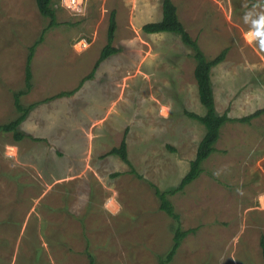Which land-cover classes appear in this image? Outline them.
Masks as SVG:
<instances>
[{
  "label": "rangeland",
  "instance_id": "1",
  "mask_svg": "<svg viewBox=\"0 0 264 264\" xmlns=\"http://www.w3.org/2000/svg\"><path fill=\"white\" fill-rule=\"evenodd\" d=\"M172 1L207 58L227 50L211 69L217 114L238 118L264 108V4H257L264 0ZM162 2L85 0L75 13L52 0L58 24L48 27L35 0H0V124L18 115L14 93L23 92V106L35 103L29 122L18 127L27 137L17 147L12 133L0 132V264H33V258L34 264H89L88 254L93 264H160L169 250L173 220L159 208L153 185L175 188L187 173L205 128L185 111L203 115L205 109L191 49L176 34L142 30L161 20ZM111 12L117 26L111 44L118 51L95 71V85L105 91L91 100L70 98L77 90L56 97L92 70L108 43ZM35 42L32 87L24 92L25 60ZM109 76L115 79L108 88L103 79ZM121 90L125 98L118 99ZM143 90L158 98H146ZM99 119L107 122L90 136L88 125ZM126 129L128 159L141 178L115 155L97 184L82 173V162L64 164L59 145L32 133L63 136L61 146L76 156L90 143L104 147L96 151L99 161L119 146ZM215 148L196 179L167 195L181 228L194 231L165 264L262 262L264 113L248 123H225ZM80 173L84 180L76 181ZM107 197L119 203L122 222L103 213Z\"/></svg>",
  "mask_w": 264,
  "mask_h": 264
},
{
  "label": "trees",
  "instance_id": "2",
  "mask_svg": "<svg viewBox=\"0 0 264 264\" xmlns=\"http://www.w3.org/2000/svg\"><path fill=\"white\" fill-rule=\"evenodd\" d=\"M37 9L39 13L49 19L48 27L56 26V12L53 8L52 0H35ZM257 4H264V1H259ZM115 12H111L108 23V31H107V39L108 43L102 49L99 58L94 63L92 70L84 77L81 78L78 85L69 91H63L56 95V97L72 95L76 90H78L84 81L89 80L93 77V74L99 64L104 61L107 57L112 54L117 53L118 49L112 46V41L116 31V19ZM142 30L147 34L154 33H173L180 36L184 45L189 47L192 51L191 57L195 61V67L193 71V75L197 84L198 98L200 103L205 109V113L203 115L196 114L194 112L185 111V115L189 118L200 122L204 128L205 133L201 140L197 145V149L194 155V158L189 163V169L187 173L180 180L178 185L175 188L160 191L158 187L153 185L155 189V195L159 199V208L164 211L172 220L173 226L172 230V243L165 254V256H159L160 264H165L170 262L175 256L178 248L181 245L182 240L189 234L192 233L193 229L183 230L180 226V217L174 211L172 203L167 198V195L174 194L176 192L183 191L184 188L189 185L194 179H196L201 173L202 168L201 164L206 161L213 152H215V144L217 143L220 137V129L227 122H239V123H248L255 117H258L262 113H264V108L254 111L251 114L246 116L231 118L227 116V113L222 115L217 114L214 100V92L212 88V80H211V69L224 61L227 50L223 49L219 54L215 57L209 59L206 57L205 53L202 51L199 46L197 39L191 38V36L186 31L183 23L179 20L177 14V7L173 3L172 0H163L162 2V18L156 22H148L142 25ZM43 33L39 39V41L43 38ZM38 45V42H35L28 49V54L25 60V90L27 92L31 89L32 83V73H31V61L34 56L35 48ZM23 92L14 93V106L18 113V115L8 123L0 124V132L3 133H12L15 141H19L27 135L18 130L19 125L22 121L27 117L28 112L34 107L35 103L28 104L27 106H23L20 103L19 95ZM54 99V98H47ZM127 129L125 130L124 136L118 147L112 148L107 154L118 156L124 163H126L130 170L131 174H134L136 177L141 178V176L136 172L132 164L130 163L127 155V143L125 140ZM34 140H40L39 138H33L28 136ZM260 247H261V256L262 262L264 264V235L260 237ZM89 255L90 263L93 264V257L91 254Z\"/></svg>",
  "mask_w": 264,
  "mask_h": 264
},
{
  "label": "crops",
  "instance_id": "3",
  "mask_svg": "<svg viewBox=\"0 0 264 264\" xmlns=\"http://www.w3.org/2000/svg\"><path fill=\"white\" fill-rule=\"evenodd\" d=\"M108 59V58H107ZM106 60V59H105ZM104 60V61H105ZM104 61H102L100 64H99V66L97 67V69H99L101 66H102V63L104 62ZM96 71V70H95ZM146 74V73H145ZM145 74H144V76H145ZM99 75V73H98V71L95 73L94 72V74H93V77L91 78V79H89V80H86V81H84V83L81 85V87L77 90V92H76V94L75 95H73L72 97H70V98H73L74 96H76L77 98H88V99H92V98H89L90 96L91 97H94V94H95V92L97 93V95L98 94H100L101 92H104L105 91V87L104 86H102V88H101V90L99 91L98 90V88H97V86L95 85V83H96V76H98ZM114 79H115V77H113V76H109L108 77V79H103L104 81H108V88L110 87V85H109V83L111 82V81H114ZM113 84V83H112ZM125 87H126V85H124L123 87H122V89H125ZM145 88V87H144ZM65 91H69V90H65ZM145 93H146V95H145V97L146 98H151V96L152 95H150V91L148 90H143ZM63 92V91H62ZM152 93V92H151ZM86 96V97H85ZM98 98H99V95H98ZM102 98H105V95L104 94H102ZM118 99L119 98H125V94H124V91L123 90H121L120 91V93H119V95H118V97H117ZM152 98H158L156 95L155 96H152ZM159 105H162L161 103L159 104ZM156 107V106H155ZM157 109V108H156ZM158 114H159V116H160V113L158 112ZM75 116H77V115H75ZM160 117H164V116H160ZM26 119V118H25ZM24 119V120H25ZM22 121V125H26L29 121L27 120L26 122L25 121ZM96 122H98L97 124H96ZM96 122H94V123H90L88 126V129H87V132H88V134L91 136L92 135V133H93V130L95 129V128H100V129H102V124H105L107 121H105L104 119H99V121H96ZM20 124V125H21ZM93 124H96L95 126H93ZM23 127V126H22ZM34 135H37V136H42V139L44 140V141H50V142H53V143H56L57 145H59V147H60V150H63L64 152H65V160L63 161V163L64 164H72V162L74 163V162H82V165L79 167V168H83L82 169V173H84V172H87L88 173V175H90V177H91V182H94V183H96L97 184V182H98V180H96V179H99L100 180V172H101V170H102V172L103 171H105L107 168H108V166H109V164H110V162H115L114 161V156L115 155H111V154H107V157L105 158V159H102V160H99V161H96V151L97 150H99L98 151V153L100 152V151H102L103 150V148H101V147H98V148H94V145H93V143H90L89 144V146H88V151L86 152L85 151V149H81L80 150V152H79V155H81V156H76L75 155V153L74 152H72V151H67V150H65L62 146H61V144H60V139H64L63 138V136L61 137H58L57 135H55L54 137L52 136V134H54V133H49V134H41V133H37L36 131L34 132H32ZM103 135V132L101 131L100 132V136H102ZM104 135H106V134H104ZM40 138V137H39ZM52 139H53V141H52ZM43 140H41V142H43ZM201 140V139H200ZM199 140V141H200ZM38 142V141H37ZM40 141L38 142V144H40L41 143ZM121 142V141H120ZM127 142V141H126ZM199 143V142H198ZM17 144H18V142L17 141H15V147H17ZM198 145V144H197ZM112 148H114V147H111L110 148V150L112 149ZM110 150H108V151H106V153H108ZM70 152V153H69ZM105 153V154H106ZM70 154H71V156H70ZM105 154H103L102 156H104ZM87 156V158H85ZM106 156V155H105ZM112 158V159H111ZM109 159H111L110 161H109ZM94 160H95V162H94ZM77 165V164H76ZM98 166V168H97V166ZM76 176V178H75V180L77 179V180H79V178L80 177H83L82 176V174L80 173V175H75ZM76 180V181H77ZM82 180H84V177H83V179ZM65 182H67V181H69V180H67V178L64 180ZM76 183V182H75ZM76 185L77 186H80L81 185V183L80 184H78V183H76ZM89 186V185H88ZM70 209V208H69ZM102 211H103V213H105V214H107L108 216H111L112 218H113V220H115V221H117L118 223L119 222H122L123 220L121 219V217H120V214H121V207H120V205H119V203L113 198V197H107L106 198V200L104 201V203H103V205H102ZM72 212V211H71ZM129 223V222H128ZM128 223L126 222V225H128ZM122 224H125V222H123ZM47 243H49L48 244V246L51 244V242L50 241H48ZM58 244L61 246V247H63V242H62V239H59L58 240ZM46 246V245H45ZM47 247V246H46ZM92 255V254H91ZM92 257H93V260H92V262L94 263V256L92 255ZM108 259H114V258H111V255H108V257H107V259L106 260H108ZM28 260V259H27ZM31 262L34 264V258L33 259H31ZM57 264H65L64 262L63 263H57ZM118 264V263H117Z\"/></svg>",
  "mask_w": 264,
  "mask_h": 264
},
{
  "label": "built area",
  "instance_id": "4",
  "mask_svg": "<svg viewBox=\"0 0 264 264\" xmlns=\"http://www.w3.org/2000/svg\"><path fill=\"white\" fill-rule=\"evenodd\" d=\"M63 6L75 13H80L85 5V0H62Z\"/></svg>",
  "mask_w": 264,
  "mask_h": 264
},
{
  "label": "bare ground",
  "instance_id": "5",
  "mask_svg": "<svg viewBox=\"0 0 264 264\" xmlns=\"http://www.w3.org/2000/svg\"><path fill=\"white\" fill-rule=\"evenodd\" d=\"M13 150H14V149H13ZM13 150H12V151H13ZM12 151H11V152H12ZM14 152H15V151H14Z\"/></svg>",
  "mask_w": 264,
  "mask_h": 264
}]
</instances>
